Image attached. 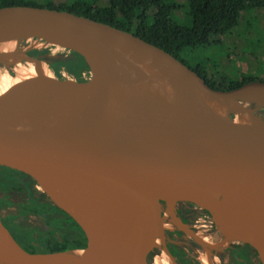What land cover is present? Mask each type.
Wrapping results in <instances>:
<instances>
[{
    "label": "water",
    "instance_id": "1",
    "mask_svg": "<svg viewBox=\"0 0 264 264\" xmlns=\"http://www.w3.org/2000/svg\"><path fill=\"white\" fill-rule=\"evenodd\" d=\"M10 32L18 40L10 39ZM27 38L78 53L106 90L79 100L74 121L46 123L8 111L15 97L29 96L35 82L67 78L34 70L32 77L0 91V166L62 189L71 210L51 200L86 238L80 254L73 249L31 253L0 222L13 240L10 248L0 247V262L26 255L37 264H125V237L113 210L119 201L132 211L131 234L138 241L130 251L146 264L154 241L165 236L159 200L166 195L175 196L171 202L186 200L206 209L217 227L246 217L225 212V200L235 210L241 206L238 188L264 198V118L247 104H264L263 80L214 88L171 52L125 29L46 6L0 7V42L33 68L42 59L20 46ZM116 55L132 56L134 65ZM48 103L60 109L56 100ZM218 181L227 183V192L218 189ZM175 223L188 231L181 221ZM235 240L252 245L261 258L252 240L242 235ZM57 253L66 256L50 258Z\"/></svg>",
    "mask_w": 264,
    "mask_h": 264
},
{
    "label": "trees",
    "instance_id": "2",
    "mask_svg": "<svg viewBox=\"0 0 264 264\" xmlns=\"http://www.w3.org/2000/svg\"><path fill=\"white\" fill-rule=\"evenodd\" d=\"M107 1L106 5L102 4L101 0H61L59 2H55V0H0V7L29 4L71 11L130 31L171 52L182 61L184 60L181 58V54L186 48L204 47L222 36L233 33V29L239 26L241 19L247 18L245 14L249 10L264 7V0H188L187 13L190 15L192 23L184 25L172 17V13L177 7L175 3L165 0ZM34 50L30 51V54L36 55L43 52L39 49ZM78 57V60L67 63L66 66L69 72L83 81L84 79L80 78V75L88 67L79 54ZM195 70L206 79L209 85L218 89H230L250 80H257L254 76L245 75L242 81H237L223 73L216 74L218 77L216 79L215 74L213 75L215 78L209 77L205 69L202 70L198 67ZM56 73L60 75V73ZM61 210L65 214V218L70 219L80 232H62V236L56 237L54 229H52L48 231L47 235H41V239L36 244L32 242L34 239L28 231L24 233V241H26L24 248L27 251L31 253L58 252L84 248L86 238L83 231L70 214ZM50 234L53 236L51 237ZM247 246L250 244L248 243ZM237 255L243 256L241 252ZM234 259L239 264H243V260L236 257Z\"/></svg>",
    "mask_w": 264,
    "mask_h": 264
},
{
    "label": "bare ground",
    "instance_id": "3",
    "mask_svg": "<svg viewBox=\"0 0 264 264\" xmlns=\"http://www.w3.org/2000/svg\"><path fill=\"white\" fill-rule=\"evenodd\" d=\"M27 28L34 29L29 26ZM42 33L45 32L42 30ZM8 37L12 40H18V36L13 32H10ZM114 57L123 64L134 65V59L130 55H116ZM21 59V56L13 53L9 43L0 42V62L14 63L12 69L14 73L9 71V69L0 68V91L12 83L32 77L34 70L45 74V71L40 68H48L45 64L47 61H35L33 63V68H31L27 63H23ZM52 76L54 75L52 74ZM67 79L68 80L64 82H35L31 87L29 96L27 98H23L22 96L15 97L13 107L8 112L17 117L38 120L42 123H46L49 120L70 122L74 121L81 112V108L77 104L79 100L86 98L90 101L95 97L97 91L106 90V86L101 83L95 75L85 82H79L74 78ZM51 100H56L59 103V110L49 105L48 102ZM35 110L37 113L34 112ZM41 187L56 204L68 211L71 210L69 201L62 189L51 184H45ZM217 187L222 192H227L228 190V185L224 181H218ZM237 192L240 194L241 206L239 209L235 210L225 202V200V212L230 217H234L241 213L245 214L246 217L240 219L238 222L230 219L226 223H219L218 228L226 236L228 241H233L238 235L252 240L260 249L262 254L261 259L264 262V198L246 187L238 188ZM166 197L169 201H173L175 198L173 195H166ZM113 210L117 226L125 237V248L127 249L125 264H140L141 256L136 251H130L133 245L138 241L133 238L134 236L132 237L133 234H131L133 230L129 217L132 211L127 204L119 201L114 202ZM164 239L165 236L161 234L156 242L160 245H164ZM12 245V238L7 231L0 226V247L8 249ZM205 250L210 251L209 247H205ZM75 252L80 254L81 249L75 250ZM65 256L66 255L63 253H57L51 255L50 258L63 260ZM0 264H37V262L33 261L29 256L21 255L20 257H11L4 262H0Z\"/></svg>",
    "mask_w": 264,
    "mask_h": 264
},
{
    "label": "rangeland",
    "instance_id": "4",
    "mask_svg": "<svg viewBox=\"0 0 264 264\" xmlns=\"http://www.w3.org/2000/svg\"><path fill=\"white\" fill-rule=\"evenodd\" d=\"M59 1L61 0H55V2H59ZM165 1L169 3H175L177 5L175 11L172 13V17L174 20L184 25H191L192 19L190 15H188L187 13L188 0H165ZM101 3L107 5L108 1L101 0ZM245 15H247L246 16L247 18H244L243 20L241 19L239 26L233 29V33L228 34L226 36H222L220 39L218 38V40L216 41L214 40L209 45L204 47L197 46V47L186 48L182 52L181 58L192 69H197L198 67L202 70L205 69L209 77H212L214 74L216 77V74L223 73L226 75H230V77H232L237 81H242L243 76L245 75L247 76L251 75L257 79L264 80V7L257 9L252 8ZM20 46L21 47L24 46L25 49H28L29 51H32L34 49H39L40 51H43L34 56L40 57L42 61L44 60V62L47 61L45 62V64L47 65L48 68H40L45 71L44 72L45 74L48 75L53 74L54 76L61 78H66V77L74 78L75 75H73L71 72L68 71L66 65L67 63L78 60L79 59L78 53L61 46L44 43L43 41L35 38L22 39L20 41ZM13 64L14 63L11 62L0 63V68L9 69V71L12 72L14 66ZM56 72L60 73V75H58ZM90 76L91 74L89 70L84 69L82 71V74L80 75V78L87 80ZM215 77L213 76V78ZM216 79H218V77H216ZM247 104L258 115L264 118V104H259L251 101H248ZM2 169L7 170L5 167H3ZM37 184L40 187L39 189L48 198V201L53 202L49 197V195L42 189L41 185L38 182ZM165 210L170 215L169 216L170 220H166V227H164V230L166 231L168 227L174 225V223L173 220L171 221L172 219L171 215L173 211L168 207ZM35 220L38 221L36 222ZM0 222H2L1 219ZM38 222L42 223L43 218L39 217L36 219L32 217L29 219V221H27V223L30 224L32 223L35 224ZM41 228L49 229L51 228V226L49 225L43 226L42 224ZM52 228L55 230L54 233L55 234L57 233L58 235H61L62 232H72V231L75 233L76 231H78V233L80 232L79 228H77V226L74 225L70 219H67L65 217L62 219L61 223H59V228L53 225ZM201 229L202 231H200V234L203 236V227ZM208 239L211 240L212 238L208 237ZM156 240L154 241L153 246L147 255L146 264H157V263L167 264V262L168 264H173L172 258L167 253V249H168L167 245L161 246L156 242ZM163 241L164 244H166L165 239ZM213 241H214L213 245L215 246L216 245L219 246L220 244H223L225 246L227 245V243L238 242L237 240L229 242L225 237V235L223 236V240L221 242L218 241L216 244L215 238H213ZM208 245L210 246V244ZM195 247L198 248V252H193L192 257L196 258V255H200L201 260L196 258L200 264H203V261L204 263L206 262L205 264H210L211 261L209 256L211 255L212 250L210 248H209L210 251L204 250L203 245L197 242H195ZM73 250L77 251L78 249H73ZM261 263L263 264L262 261Z\"/></svg>",
    "mask_w": 264,
    "mask_h": 264
},
{
    "label": "flooded vegetation",
    "instance_id": "5",
    "mask_svg": "<svg viewBox=\"0 0 264 264\" xmlns=\"http://www.w3.org/2000/svg\"><path fill=\"white\" fill-rule=\"evenodd\" d=\"M92 77L93 75L87 80ZM3 167L0 166V219L18 244L24 247V244H26L24 233L28 231L34 239L32 242L37 244L38 240L41 239V235H47L48 231L53 229L52 225L59 228V223H61L65 214L55 203L48 201V198L39 189V185L33 178L6 167L7 170H3ZM159 202L164 227H166V220H170V215L165 209L168 207L173 211L171 221L173 220L174 225L168 227L165 231L166 244L161 245H167L168 251L174 258V261L172 259L173 264H200L196 259L201 260L200 255H196V258L192 257L193 252H198L195 242L201 244L199 240L203 241L201 245H203L204 250L205 247L212 250L211 255H208L211 261L210 264H239L234 259L235 257L243 260V264H262L257 250L251 245L247 246L248 243L232 242L227 243L225 246L223 244L213 245V238H215L217 244L218 241L223 240L224 234L217 228L213 217L206 209L186 200L171 202L167 199H160ZM38 216L43 218L42 223H27L30 218L37 219ZM178 220L186 225L188 231L179 228L175 223ZM42 224L43 226L49 225L51 228L42 229ZM202 227L203 236L200 234ZM54 235L56 237L62 236L57 233ZM50 236L53 235L50 234ZM208 237L212 239L209 240ZM239 252L243 254L242 257L237 255ZM203 264H205L204 261Z\"/></svg>",
    "mask_w": 264,
    "mask_h": 264
}]
</instances>
